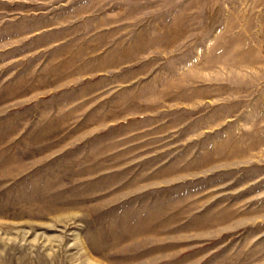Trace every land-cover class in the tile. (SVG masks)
I'll return each instance as SVG.
<instances>
[{"label": "rangeland", "instance_id": "374dc122", "mask_svg": "<svg viewBox=\"0 0 264 264\" xmlns=\"http://www.w3.org/2000/svg\"><path fill=\"white\" fill-rule=\"evenodd\" d=\"M0 264H264V0H0Z\"/></svg>", "mask_w": 264, "mask_h": 264}]
</instances>
